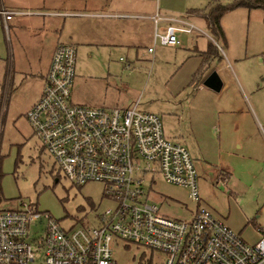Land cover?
<instances>
[{
	"label": "rangeland",
	"instance_id": "1",
	"mask_svg": "<svg viewBox=\"0 0 264 264\" xmlns=\"http://www.w3.org/2000/svg\"><path fill=\"white\" fill-rule=\"evenodd\" d=\"M116 1L119 5L114 12L129 6L123 0ZM219 1L226 4L232 0ZM67 2L65 10L70 13H93L91 0ZM208 2L149 0L143 6L152 11L159 9L161 16L180 17L187 9H204ZM38 4L25 11L50 12L47 4L45 8ZM84 4L88 5L85 10ZM127 21L125 24L130 26L135 24L131 23L135 21ZM193 22L206 36L178 33L180 44L176 48L161 44V25L157 31L125 26L105 42L122 43L125 47L93 46L88 49L79 45L71 102L124 109L138 101L137 111L157 115L165 138L182 144L196 164L198 208L208 210L252 245L264 235L263 12L236 9L224 14L221 18L224 42L214 39L202 23ZM37 25L35 27H43L41 22ZM76 29L74 22L66 21L63 34ZM5 33L0 19V211L31 205L57 220L64 229L96 227L98 215L113 207L104 195L103 185L95 182L81 186L72 184L41 147L25 117L42 92L40 75L44 77L47 72L49 46L54 35L50 32L44 35V46L40 45V35L35 38L36 45L26 46L25 28L19 29L17 38L12 32L9 38ZM155 35L159 37L156 38L158 42L149 53ZM210 39L217 44L218 49L215 48L221 57L220 50L223 51L228 66L215 57L209 65L203 64L204 70L201 69L197 51L205 49ZM12 48L15 53L13 66ZM25 50H30L33 58H26ZM212 72L224 84L220 92L203 85ZM32 73L34 78L29 76ZM253 113L257 127L253 123ZM220 167L229 174L217 173ZM150 181V176L144 177L148 203L157 205L164 215L179 220L191 218L196 205L188 198L186 189L165 183L159 175L153 176L152 183ZM113 257L116 264H160L164 261L163 255L130 242L115 245Z\"/></svg>",
	"mask_w": 264,
	"mask_h": 264
},
{
	"label": "built area",
	"instance_id": "2",
	"mask_svg": "<svg viewBox=\"0 0 264 264\" xmlns=\"http://www.w3.org/2000/svg\"><path fill=\"white\" fill-rule=\"evenodd\" d=\"M0 15L7 29L12 13L1 10ZM152 20L155 31L159 22L168 24L160 42L169 47L180 44L178 33L206 36L183 17L155 14ZM76 58L75 45H56L42 94L25 117L58 170L76 186L102 184L113 207L98 215L96 227L71 229L31 205L0 211V264H116L113 247L121 242L163 255L160 264H264V235L247 244L208 210L198 208L194 160L182 144L165 138L157 115L137 111L138 101L124 109L71 102ZM156 175L188 191L196 205L190 219L164 215L146 201L144 177L150 176L152 183Z\"/></svg>",
	"mask_w": 264,
	"mask_h": 264
},
{
	"label": "crops",
	"instance_id": "3",
	"mask_svg": "<svg viewBox=\"0 0 264 264\" xmlns=\"http://www.w3.org/2000/svg\"><path fill=\"white\" fill-rule=\"evenodd\" d=\"M123 1L124 4H128L129 6H126L123 10H120L119 12L113 11V9L118 8L119 1L117 2L116 0H91V3L93 4L94 7V9H92L93 13L85 12V11L78 13H70L65 10L67 8L66 6H68L67 0H0V11L5 10L12 13L11 19H9L6 22L7 29H5L4 27L3 17L1 15H0V19H1L2 27L6 32L5 34L7 35L8 38L11 35V32L13 33L14 37H16V33L19 31V29L20 30L23 28L26 29V36H27V42L25 44L26 46L36 45L37 39L35 38H38L39 35L42 37L40 40L41 41L40 45L44 46L45 39L48 33L50 32L51 34L54 35V38L49 46V57L45 69L47 71L52 53L58 43L73 44L76 46L77 50L79 45H83L88 49H91L93 46L125 47L124 45H122V43L121 45H118V44H114V42L112 43V41L111 44H106L105 42L106 40L112 39L113 36L116 34V32H118V30L119 31L123 30L125 26L129 27L130 26L129 24H125L126 22H128L127 20L135 21V22H131L136 24V25L132 24L130 26L132 28L141 26L144 27L146 30L149 29L153 31V29H155V24L152 20V17L155 14H158L159 16L161 15L159 14V9H156V11L154 10L152 11L149 10L148 7L143 6V3H148L149 0H137L139 1V3L131 2L130 0L128 1V3L125 2V0ZM38 3H41L42 5L41 8H45V5L47 4V9L50 10V12L45 13L40 9L37 11L35 10L36 12L34 11L33 13H28L27 11H25L28 8L32 10L34 7L39 6ZM87 7L88 5L84 4V10ZM188 10H192V9H187V11L184 14V16L186 17L184 16H180V17L186 18L191 22L197 20L199 23H202L206 27V24L203 19L193 14H189ZM161 17L167 18L166 16H161ZM48 18H52V19L49 20ZM263 18H264V14H263ZM66 21H72L77 25V29L73 30L70 34L67 35L63 34V26L64 24H66ZM39 22L43 24V27L41 28L35 27L38 26L37 24ZM45 22H47V24ZM166 24H167L166 22L161 21L158 23V25H156V27L159 28L161 25L162 26L161 31L164 32ZM44 26H46L47 28L45 29ZM44 35L46 36L44 37ZM191 36L199 37L201 35L194 33ZM224 36H225V32H224ZM225 40L226 37L224 38L223 42ZM129 42H131V39H129ZM211 43L212 44L214 43L213 45H215V47L218 49V46L213 41V39H210L207 42L206 48L203 50H198L196 47V49L198 50L196 56L199 59H201L200 60L201 69L204 68L203 64L209 65V63L212 61L213 58L215 59V57L216 58L219 57V61L226 62V66H228L229 62L222 50L220 51L223 57L220 56L218 50L216 52V55L210 58L205 59L202 57L203 54H205V52L208 50V46ZM127 47L130 48L131 45ZM172 48H176V46ZM24 54L26 58H33V53L30 52V50H25ZM38 56H41V53H39ZM10 57L13 66L15 61V53L13 48L11 49ZM11 72L14 73V69H12ZM29 76L33 78L35 77L34 73L30 74ZM11 77L13 78V74ZM43 78L44 77L43 76L41 77L40 75L42 88H43ZM223 85L224 84H222V88ZM41 94L42 92L40 91V94L35 99L33 104L40 98ZM88 106H93V105H88ZM252 119L254 125L257 127V118L254 115V113L252 114ZM202 170H205L203 166H202ZM217 170H218L217 173H219L220 171L227 173L229 172L228 170L223 169L221 167Z\"/></svg>",
	"mask_w": 264,
	"mask_h": 264
},
{
	"label": "trees",
	"instance_id": "4",
	"mask_svg": "<svg viewBox=\"0 0 264 264\" xmlns=\"http://www.w3.org/2000/svg\"><path fill=\"white\" fill-rule=\"evenodd\" d=\"M236 9L261 10L264 14V0H232L226 4L221 3L219 0H209L204 9H192L188 10V13L203 19L214 39L223 41L225 36L221 27V18L227 12ZM216 52L215 46L210 44L202 57L205 59L210 58L216 55Z\"/></svg>",
	"mask_w": 264,
	"mask_h": 264
},
{
	"label": "water",
	"instance_id": "5",
	"mask_svg": "<svg viewBox=\"0 0 264 264\" xmlns=\"http://www.w3.org/2000/svg\"><path fill=\"white\" fill-rule=\"evenodd\" d=\"M203 85L213 92H220L222 89V81L215 72L210 73L205 78Z\"/></svg>",
	"mask_w": 264,
	"mask_h": 264
}]
</instances>
